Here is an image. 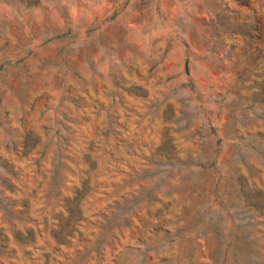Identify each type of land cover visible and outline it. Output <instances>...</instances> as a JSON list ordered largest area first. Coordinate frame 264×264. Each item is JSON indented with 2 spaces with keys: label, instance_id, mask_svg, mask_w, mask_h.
<instances>
[{
  "label": "rangeland",
  "instance_id": "1",
  "mask_svg": "<svg viewBox=\"0 0 264 264\" xmlns=\"http://www.w3.org/2000/svg\"><path fill=\"white\" fill-rule=\"evenodd\" d=\"M0 193V264H264V0H0Z\"/></svg>",
  "mask_w": 264,
  "mask_h": 264
},
{
  "label": "trees",
  "instance_id": "2",
  "mask_svg": "<svg viewBox=\"0 0 264 264\" xmlns=\"http://www.w3.org/2000/svg\"><path fill=\"white\" fill-rule=\"evenodd\" d=\"M4 170L7 171V167H3ZM59 178V171H55L54 172V179L55 181H57ZM58 190V186L56 183L55 186V190ZM89 190V179H87L84 183L83 188H80L77 190L76 195L73 198H68L67 199V203H66V209L68 210L69 215L67 217L64 218V223L63 221H60L59 223V227L54 228L52 230L54 237L56 238L57 242L60 244L63 243H67L69 241H71L72 236L74 235L75 231L78 228L79 222L82 220V210L80 208L81 202L84 199L85 195L87 194ZM2 193H0V205L2 204L1 202L4 200L1 196ZM59 193L57 191V193H51L48 196V201L49 200H55V207H59V205L61 204V202L58 200ZM6 201V200H5ZM15 204H9V205H4V210L10 214L12 213V210L14 208ZM30 207H29V203L28 201L25 200V202L23 203L22 207L19 210L20 215L25 216L27 215V213L29 212ZM59 217H63L64 216V212L61 211L58 213ZM62 222V223H61ZM49 222L47 221V224ZM35 226L37 225V222H34ZM38 231V229H34V228H30L26 233L24 231H19V238L21 241L31 244L33 243L34 239H35V232ZM1 247H6L5 245H1Z\"/></svg>",
  "mask_w": 264,
  "mask_h": 264
}]
</instances>
